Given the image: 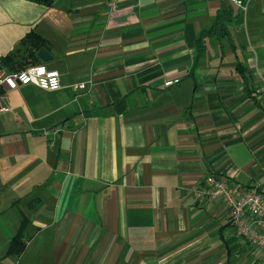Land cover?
<instances>
[{"label":"crops","instance_id":"0c3cea01","mask_svg":"<svg viewBox=\"0 0 264 264\" xmlns=\"http://www.w3.org/2000/svg\"><path fill=\"white\" fill-rule=\"evenodd\" d=\"M241 1L0 0V68L41 41L61 83L0 94V264H264L193 193L264 194V0Z\"/></svg>","mask_w":264,"mask_h":264},{"label":"built area","instance_id":"2783aa9c","mask_svg":"<svg viewBox=\"0 0 264 264\" xmlns=\"http://www.w3.org/2000/svg\"><path fill=\"white\" fill-rule=\"evenodd\" d=\"M230 1L245 10L246 6L241 0ZM177 82L178 79L170 80L165 82L164 86L168 87ZM28 84L49 92L61 88L59 73L43 63L14 71L0 68V94ZM78 88L84 89L85 85L80 84ZM257 93L258 99L264 104V91ZM6 110L7 107L0 99V111ZM193 193L198 199L219 198L228 213L229 224L235 233L251 245L260 248L261 257L264 259V194L256 186L236 192L226 179L208 172L202 179V185Z\"/></svg>","mask_w":264,"mask_h":264},{"label":"trees","instance_id":"16d2710c","mask_svg":"<svg viewBox=\"0 0 264 264\" xmlns=\"http://www.w3.org/2000/svg\"><path fill=\"white\" fill-rule=\"evenodd\" d=\"M221 19L222 18H220L219 19V21H221ZM221 26V23L220 22H217L214 26H213V29L212 30H210L207 34H210L211 35V33L212 34H214V33H216V31L218 30V28ZM205 34H203V36H204ZM29 41V44L27 45V51H29V53H27V56L28 57H30V58H32L33 59V62H32V64L33 65H36V64H41L40 62H39V60H38V58L35 56V51H36V53H37V51L38 50H40L41 49V46L43 45V42H41V41H39V42H33V41H31L30 42V40H28ZM197 43H199L200 44V40L199 41H197ZM25 48V49H26ZM34 50V51H33Z\"/></svg>","mask_w":264,"mask_h":264},{"label":"water","instance_id":"95a60500","mask_svg":"<svg viewBox=\"0 0 264 264\" xmlns=\"http://www.w3.org/2000/svg\"><path fill=\"white\" fill-rule=\"evenodd\" d=\"M36 55L43 63L49 62L52 59V56L45 48H41L40 50H38Z\"/></svg>","mask_w":264,"mask_h":264},{"label":"rangeland","instance_id":"374dc122","mask_svg":"<svg viewBox=\"0 0 264 264\" xmlns=\"http://www.w3.org/2000/svg\"><path fill=\"white\" fill-rule=\"evenodd\" d=\"M28 44H29V41L23 43V45L21 46V49H25ZM17 53L19 54L20 52H17ZM29 65H33V64H29ZM42 253H43V255H48L49 254L48 252H42ZM43 255H42V258H44ZM16 260H18V259H16ZM16 264H34V263H33V261L32 262L30 261V263H29V262H26V260L25 261L24 260H21V261L17 262Z\"/></svg>","mask_w":264,"mask_h":264},{"label":"snow or ice","instance_id":"6c2138e0","mask_svg":"<svg viewBox=\"0 0 264 264\" xmlns=\"http://www.w3.org/2000/svg\"><path fill=\"white\" fill-rule=\"evenodd\" d=\"M41 71H43V70H41Z\"/></svg>","mask_w":264,"mask_h":264}]
</instances>
